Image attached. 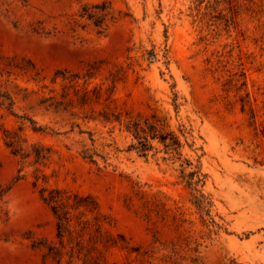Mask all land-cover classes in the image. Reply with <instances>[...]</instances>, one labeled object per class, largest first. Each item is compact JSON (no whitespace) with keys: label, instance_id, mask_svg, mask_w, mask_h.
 <instances>
[{"label":"rangeland","instance_id":"374dc122","mask_svg":"<svg viewBox=\"0 0 264 264\" xmlns=\"http://www.w3.org/2000/svg\"><path fill=\"white\" fill-rule=\"evenodd\" d=\"M0 264H264V0H0Z\"/></svg>","mask_w":264,"mask_h":264},{"label":"trees","instance_id":"16d2710c","mask_svg":"<svg viewBox=\"0 0 264 264\" xmlns=\"http://www.w3.org/2000/svg\"><path fill=\"white\" fill-rule=\"evenodd\" d=\"M93 9L95 10L87 11L85 16L91 20L93 19L97 26H101L103 24V21L108 17V13L105 12L106 8L104 7V5H96L93 7ZM127 129L135 137V139L138 140V144L142 152H146L151 147L149 143L150 138H158L156 134H153L157 131V124L154 122H150L148 119L144 124L140 121H130ZM160 140L166 145V147H173L175 149H179L181 147L178 138L172 133L160 136ZM190 175L197 176L199 178L198 181L190 184L198 185L197 183L201 181V174L199 173V171H194ZM197 192L199 195L197 196L196 204L199 207H202L205 203V196L200 190H197ZM44 200L48 201V199L46 198H44Z\"/></svg>","mask_w":264,"mask_h":264}]
</instances>
